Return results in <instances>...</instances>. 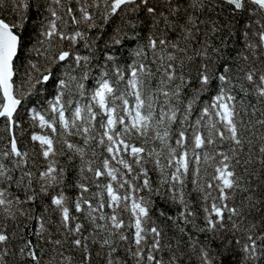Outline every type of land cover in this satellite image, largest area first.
<instances>
[{"label":"snow or ice","instance_id":"1","mask_svg":"<svg viewBox=\"0 0 264 264\" xmlns=\"http://www.w3.org/2000/svg\"><path fill=\"white\" fill-rule=\"evenodd\" d=\"M0 264H264V0H0Z\"/></svg>","mask_w":264,"mask_h":264}]
</instances>
